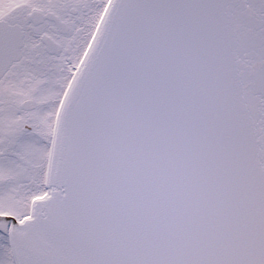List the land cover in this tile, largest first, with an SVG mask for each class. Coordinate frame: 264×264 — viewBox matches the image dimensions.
<instances>
[{"label":"snow or ice","instance_id":"obj_1","mask_svg":"<svg viewBox=\"0 0 264 264\" xmlns=\"http://www.w3.org/2000/svg\"><path fill=\"white\" fill-rule=\"evenodd\" d=\"M0 264H264V0H0Z\"/></svg>","mask_w":264,"mask_h":264}]
</instances>
